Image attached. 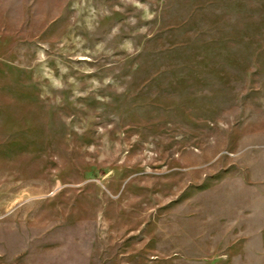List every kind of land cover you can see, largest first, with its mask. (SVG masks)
<instances>
[{
    "label": "rangeland",
    "instance_id": "obj_1",
    "mask_svg": "<svg viewBox=\"0 0 264 264\" xmlns=\"http://www.w3.org/2000/svg\"><path fill=\"white\" fill-rule=\"evenodd\" d=\"M0 264H264V0H0Z\"/></svg>",
    "mask_w": 264,
    "mask_h": 264
}]
</instances>
